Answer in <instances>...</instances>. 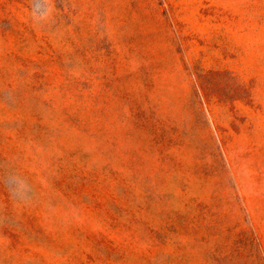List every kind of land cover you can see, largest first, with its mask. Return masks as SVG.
I'll use <instances>...</instances> for the list:
<instances>
[{
	"label": "rangeland",
	"instance_id": "rangeland-1",
	"mask_svg": "<svg viewBox=\"0 0 264 264\" xmlns=\"http://www.w3.org/2000/svg\"><path fill=\"white\" fill-rule=\"evenodd\" d=\"M0 264H264V0H0Z\"/></svg>",
	"mask_w": 264,
	"mask_h": 264
}]
</instances>
